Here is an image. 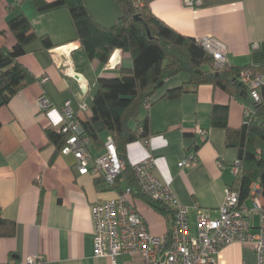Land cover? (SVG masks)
<instances>
[{"label":"crops","instance_id":"1","mask_svg":"<svg viewBox=\"0 0 264 264\" xmlns=\"http://www.w3.org/2000/svg\"><path fill=\"white\" fill-rule=\"evenodd\" d=\"M89 17L99 26L110 28L121 15L114 0H82ZM151 13L178 34L197 39L210 36L227 49V64L234 67L264 69V0H201L187 6L185 0H150ZM21 12L38 36H46L53 48L30 46L19 63L35 78L22 87L6 107L0 108V218L14 223L12 237L0 236V264H23L31 255H41L45 264H110L97 258L93 247L90 207L115 198L96 187V178L79 175L72 156H62L50 144L45 130L61 126L60 108L67 100L78 119L81 90L74 79L63 74L62 66L79 48L70 14L58 9L39 14L31 0H0V47L11 48L15 38L8 32L7 21ZM256 44V48L253 45ZM58 50V55H53ZM115 64L90 63L86 78L89 96L96 92V79L117 76L120 69L132 67L130 58L116 50ZM264 86V70L262 73ZM186 77L168 79L143 109L140 120L148 117L150 153L156 166L154 175L168 184L180 204L189 212L192 236L197 233V210L218 217L224 189L233 182L232 164L237 151L225 145V132L211 128L209 117L214 104L228 107V125L238 129L243 123L245 102L229 97L219 89L200 87L197 92L166 98L165 93L181 86ZM45 95L52 109L41 113L37 99ZM207 132L201 142L195 130ZM107 136L105 137L106 140ZM104 140V142H105ZM92 158L104 152L90 145ZM194 153L197 164L184 169L178 163ZM147 157L139 142L127 148L129 164ZM125 188V186H124ZM245 206L252 209L251 202ZM136 210L150 233L163 237L169 222L142 202ZM259 223V214L252 226ZM223 264L254 263L251 245L232 244L220 254ZM126 262L117 258L118 264Z\"/></svg>","mask_w":264,"mask_h":264},{"label":"trees","instance_id":"2","mask_svg":"<svg viewBox=\"0 0 264 264\" xmlns=\"http://www.w3.org/2000/svg\"><path fill=\"white\" fill-rule=\"evenodd\" d=\"M31 1L39 14L58 9L69 12L79 43L71 58L76 71L85 77L90 63L96 60L107 64L116 50L130 58L131 68L120 69L117 76L96 79L94 96L90 97L87 92L82 99L87 110L84 119L79 121L97 150L103 148L105 137L110 136L118 157L125 164V169L113 184L98 176L95 182L98 190L117 197L124 189H129L128 204L136 210V203L142 202L166 218L169 222L166 236L169 237L171 212L166 206L141 194L127 159L128 146L149 135L148 117L140 120L145 102L151 101L168 79L179 76L186 77V81L180 87L168 90L166 98L197 92L200 87H211L246 102L248 92L240 82V73L250 70L263 75L264 69L226 64L222 69L213 71L209 67L210 56L195 39L178 34L151 13L150 0H114L121 15L110 28L97 25L87 14L82 0ZM7 29L15 38V44L11 48L0 47V108L6 107L22 87L36 81L19 63L27 49L36 43L45 50L53 48L46 36H38L34 32L21 12L7 21ZM258 91L260 102L255 104V114L248 125L230 128L228 107L217 104L212 107L209 125L224 130L225 145L237 151L240 167L230 189L237 192L238 204L248 201L252 184H257L259 199L264 207V86H260ZM45 134L60 153L65 136L49 128ZM13 234L14 223L0 218V236L12 237Z\"/></svg>","mask_w":264,"mask_h":264},{"label":"built area","instance_id":"3","mask_svg":"<svg viewBox=\"0 0 264 264\" xmlns=\"http://www.w3.org/2000/svg\"><path fill=\"white\" fill-rule=\"evenodd\" d=\"M187 6H198L201 0H185ZM210 56L209 67L215 71L226 64L227 49L225 45L210 36L195 40ZM256 44L253 48H256ZM58 50L53 55H58ZM115 53L112 54L109 64ZM63 74L76 81L82 95L78 110L85 112L84 95L89 91L85 76L76 71L73 61L68 59L62 64ZM240 82L248 92L245 102L243 123L248 125L255 114V104L260 102L258 88L263 86L262 75L250 70L240 73ZM71 100H67L60 108L61 126L57 132L65 136V142L60 150L62 156H72L75 169L79 175L103 176L106 183L113 184L115 179L125 169L124 162L118 157L113 139L107 136L104 142V152L97 158H92L89 147L90 138L84 133L81 123L73 111ZM151 101H146L144 109L148 110ZM41 113L47 114L52 109V103L42 95L37 99ZM195 133L201 142L206 141L207 132L197 128ZM147 157L131 164L132 172L141 194L153 202L166 206L171 212L172 225L169 237H158L150 233L142 216L128 204L129 189H124L117 197L104 202L94 203L90 207L93 226L94 255L97 258L109 259L110 264H118L117 258L128 257L123 264H223L221 252L228 246L238 243L251 245L255 254L254 263L264 264V207L259 199L258 185L252 184L249 201L252 209L239 205L238 194L229 187L224 189L222 205L218 217L212 219L209 215L197 210L195 236L191 235L188 209L179 203L173 190L154 175L155 158L150 153L149 138L138 141ZM194 153L188 154L179 163L178 168L184 169L197 164ZM240 162L236 160L231 168L237 175ZM259 214V223L252 226V218ZM23 264H45L41 255H31Z\"/></svg>","mask_w":264,"mask_h":264},{"label":"bare ground","instance_id":"4","mask_svg":"<svg viewBox=\"0 0 264 264\" xmlns=\"http://www.w3.org/2000/svg\"><path fill=\"white\" fill-rule=\"evenodd\" d=\"M115 62H116V54H115V56L113 57V59L111 60V62H110V64H115Z\"/></svg>","mask_w":264,"mask_h":264},{"label":"rangeland","instance_id":"5","mask_svg":"<svg viewBox=\"0 0 264 264\" xmlns=\"http://www.w3.org/2000/svg\"><path fill=\"white\" fill-rule=\"evenodd\" d=\"M184 77V76H183ZM85 79L87 80V78L85 77ZM124 260L125 261H128L129 260V258L128 257H124Z\"/></svg>","mask_w":264,"mask_h":264},{"label":"water","instance_id":"6","mask_svg":"<svg viewBox=\"0 0 264 264\" xmlns=\"http://www.w3.org/2000/svg\"><path fill=\"white\" fill-rule=\"evenodd\" d=\"M148 34H149V32H148Z\"/></svg>","mask_w":264,"mask_h":264}]
</instances>
